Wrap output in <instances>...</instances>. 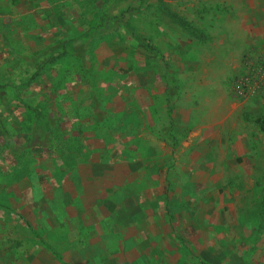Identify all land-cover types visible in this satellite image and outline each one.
<instances>
[{
  "label": "rangeland",
  "instance_id": "1",
  "mask_svg": "<svg viewBox=\"0 0 264 264\" xmlns=\"http://www.w3.org/2000/svg\"><path fill=\"white\" fill-rule=\"evenodd\" d=\"M246 53L264 60V0H0L12 259L264 264V136L237 114L264 117V98L221 99Z\"/></svg>",
  "mask_w": 264,
  "mask_h": 264
},
{
  "label": "crops",
  "instance_id": "2",
  "mask_svg": "<svg viewBox=\"0 0 264 264\" xmlns=\"http://www.w3.org/2000/svg\"><path fill=\"white\" fill-rule=\"evenodd\" d=\"M249 38H250V34H244V35L243 34L242 35L235 34V36H234L235 40L233 39L232 41L235 43L236 51H238V49H240L239 46L243 47V45L246 44L247 39H249ZM231 66L232 67L230 69V73L226 76V78L224 80L225 92H224V96L222 95L221 99L223 102H226V103H232V102H238V104L240 102L245 103L247 100L254 98V97L250 96L248 98H238V97L232 95L230 93L229 83H228L230 77L234 73L238 72L241 69L242 61L240 62V59H238V60L234 59L232 61ZM238 104H236V105H238ZM169 105H170L169 107H171V113H170L169 117H171V115H172V103H171V101L169 102ZM237 114H239V118L242 122L251 121L253 124H255L256 127L258 128V130L260 131V133L264 136L263 132L261 131V126L258 123V121L261 120L263 122V125H264V117L254 116V117L250 118L249 112H246V111H240ZM174 124H173V122H170L169 126L171 128L173 127V129H175V130L178 129L179 135L178 136L176 135L177 141H178L179 137H183L186 134L187 129L184 127L178 126L177 124H175V125ZM6 243H7V246H5ZM14 243H17L18 245L15 247H11V245ZM1 244L4 245L5 248H3V246ZM19 245H20L19 242H12V240L10 238L5 239L4 241H1V238H0V264H13V262L14 263H20V264H54L53 260L51 262L49 260L44 261L41 258V256L37 254L38 251H40V253H42L43 249H40V247H43V246H39V249L36 248V249L27 250V252L24 251V252H26L24 255H21L19 258L14 257L15 260H13L12 259L13 253L17 252L16 248ZM45 248L48 249V251L52 252V250L50 248H47V246Z\"/></svg>",
  "mask_w": 264,
  "mask_h": 264
},
{
  "label": "built area",
  "instance_id": "3",
  "mask_svg": "<svg viewBox=\"0 0 264 264\" xmlns=\"http://www.w3.org/2000/svg\"><path fill=\"white\" fill-rule=\"evenodd\" d=\"M228 83L230 93L238 98H264V60L251 53L244 54L241 69Z\"/></svg>",
  "mask_w": 264,
  "mask_h": 264
},
{
  "label": "trees",
  "instance_id": "4",
  "mask_svg": "<svg viewBox=\"0 0 264 264\" xmlns=\"http://www.w3.org/2000/svg\"><path fill=\"white\" fill-rule=\"evenodd\" d=\"M93 29H94V27L91 28V30H93ZM70 41L71 40L58 41V42H55V43L49 45L43 52L40 53V57L42 58V62H44V63L52 62L61 53L65 52V48L67 46H70ZM170 113H171V107H168L167 108V115H170ZM258 123L261 126V131L264 134V125H263V122L261 120H259ZM169 138L171 140V145L174 146L177 143L176 142L177 141V136L176 135H173V136L170 135ZM17 245H18L17 243H14V244L11 245V247H15Z\"/></svg>",
  "mask_w": 264,
  "mask_h": 264
}]
</instances>
